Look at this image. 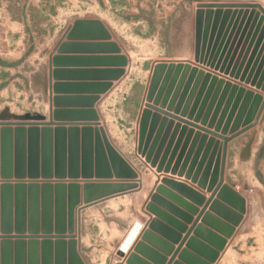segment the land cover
I'll return each instance as SVG.
<instances>
[{"label": "rangeland", "instance_id": "obj_1", "mask_svg": "<svg viewBox=\"0 0 264 264\" xmlns=\"http://www.w3.org/2000/svg\"><path fill=\"white\" fill-rule=\"evenodd\" d=\"M0 81V264H264V0H0Z\"/></svg>", "mask_w": 264, "mask_h": 264}, {"label": "water", "instance_id": "obj_2", "mask_svg": "<svg viewBox=\"0 0 264 264\" xmlns=\"http://www.w3.org/2000/svg\"><path fill=\"white\" fill-rule=\"evenodd\" d=\"M30 190L25 186L15 187V190L12 186H4L0 188V194L2 195V201L4 204V211L0 212V216H10L12 214L11 210H13L16 206L18 213L15 214L22 217L24 216L22 209L24 210L28 206V203H33L36 206L38 204L37 199H35L33 202H28L27 196L30 193H34ZM14 196H16L17 201L13 199ZM22 198L26 200V202L24 200L22 201ZM6 210L9 212H6Z\"/></svg>", "mask_w": 264, "mask_h": 264}, {"label": "crops", "instance_id": "obj_3", "mask_svg": "<svg viewBox=\"0 0 264 264\" xmlns=\"http://www.w3.org/2000/svg\"><path fill=\"white\" fill-rule=\"evenodd\" d=\"M3 65L6 67V66H9V64H6V63H4L3 62ZM12 67L14 66V64H10ZM10 68V67H9ZM9 70H11V69H9ZM2 81H0V83H1ZM263 152H264V139H263V144H262V147H261V150H260V153H261V155L263 154ZM256 165H258V162L256 163ZM256 167H258V166H256ZM259 169V168H258ZM256 170H257V168H256ZM259 170H257V172H258Z\"/></svg>", "mask_w": 264, "mask_h": 264}]
</instances>
